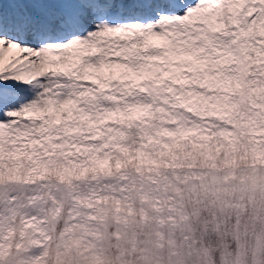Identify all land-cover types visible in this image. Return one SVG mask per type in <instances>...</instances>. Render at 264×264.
Masks as SVG:
<instances>
[{"label": "snow or ice", "instance_id": "obj_1", "mask_svg": "<svg viewBox=\"0 0 264 264\" xmlns=\"http://www.w3.org/2000/svg\"><path fill=\"white\" fill-rule=\"evenodd\" d=\"M165 247L264 264V0H0V264Z\"/></svg>", "mask_w": 264, "mask_h": 264}, {"label": "clouds", "instance_id": "obj_2", "mask_svg": "<svg viewBox=\"0 0 264 264\" xmlns=\"http://www.w3.org/2000/svg\"><path fill=\"white\" fill-rule=\"evenodd\" d=\"M181 235H182L181 233H177V235H176V241L178 243H180V244L183 243V241L180 239ZM169 250L170 249L168 247H165L162 250L161 249H156L157 252H160L162 254V256L164 258V261H165V264H167V258H168V255H169ZM138 262H139V257H133L131 252H130L127 264H138ZM190 264H197L195 255H193Z\"/></svg>", "mask_w": 264, "mask_h": 264}]
</instances>
